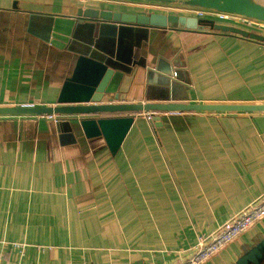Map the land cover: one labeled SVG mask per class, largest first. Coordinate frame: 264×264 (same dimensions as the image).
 I'll use <instances>...</instances> for the list:
<instances>
[{
	"label": "crops",
	"instance_id": "0c3cea01",
	"mask_svg": "<svg viewBox=\"0 0 264 264\" xmlns=\"http://www.w3.org/2000/svg\"><path fill=\"white\" fill-rule=\"evenodd\" d=\"M143 2L0 0V106L88 104L101 68L114 102L264 103V40L79 15L180 14ZM153 114L0 115V264H177L264 198V112Z\"/></svg>",
	"mask_w": 264,
	"mask_h": 264
},
{
	"label": "water",
	"instance_id": "95a60500",
	"mask_svg": "<svg viewBox=\"0 0 264 264\" xmlns=\"http://www.w3.org/2000/svg\"><path fill=\"white\" fill-rule=\"evenodd\" d=\"M144 2H164L168 4H183L191 7L215 9L231 13H239L264 21V5L255 0H138ZM79 15L94 19H101L124 24H135L154 27H183L188 29L206 30L207 28L241 34L263 41L264 36L249 30L217 23L211 19H202L195 16L165 14L153 12L150 14H134L114 12L111 10L80 9ZM113 75V69H107L102 74V68L97 72L96 78L101 80L96 84L95 94L90 97L88 104H65L48 107H23V106H0V115L8 114H63V115H90L99 113H135L154 111H226V112H264V103L258 104H234V103H154V102H114L118 96L107 99L106 89ZM93 86V85H92ZM120 116V115H119ZM118 116V117H119ZM107 117L98 120L103 128ZM112 120V119H110ZM232 264H264V240L252 251L245 253Z\"/></svg>",
	"mask_w": 264,
	"mask_h": 264
},
{
	"label": "built area",
	"instance_id": "2783aa9c",
	"mask_svg": "<svg viewBox=\"0 0 264 264\" xmlns=\"http://www.w3.org/2000/svg\"><path fill=\"white\" fill-rule=\"evenodd\" d=\"M182 10L185 12L184 15L195 16L202 19H211L217 23L236 26L243 29L248 28L254 31V33L264 36V21L247 15L191 6H184ZM21 106L33 107V104H23ZM140 113L145 114L148 119H152L154 115L153 112L142 111ZM263 219L264 198L250 204L236 218L225 222L212 236H199L193 253L187 259L177 264H205L230 243L243 235L248 229ZM14 246L21 247L22 249L25 248V244L23 243H15Z\"/></svg>",
	"mask_w": 264,
	"mask_h": 264
},
{
	"label": "rangeland",
	"instance_id": "374dc122",
	"mask_svg": "<svg viewBox=\"0 0 264 264\" xmlns=\"http://www.w3.org/2000/svg\"><path fill=\"white\" fill-rule=\"evenodd\" d=\"M118 1H131L133 3H142L143 1H138V0H118ZM146 5L147 10L148 9H154V10H163V11H173V7H180L183 8L184 6H178V5H174V4H168V3H164V2H143ZM145 6V5H144ZM179 15H184L185 12L181 9ZM183 13V14H181Z\"/></svg>",
	"mask_w": 264,
	"mask_h": 264
},
{
	"label": "flooded vegetation",
	"instance_id": "af4514ba",
	"mask_svg": "<svg viewBox=\"0 0 264 264\" xmlns=\"http://www.w3.org/2000/svg\"><path fill=\"white\" fill-rule=\"evenodd\" d=\"M174 5H178V6H186V5H183V4H174ZM172 9L175 10L176 12H178V11H180L182 8H180V7H173Z\"/></svg>",
	"mask_w": 264,
	"mask_h": 264
},
{
	"label": "trees",
	"instance_id": "16d2710c",
	"mask_svg": "<svg viewBox=\"0 0 264 264\" xmlns=\"http://www.w3.org/2000/svg\"><path fill=\"white\" fill-rule=\"evenodd\" d=\"M124 113H126V112H124ZM124 113H118V115H119V114H124Z\"/></svg>",
	"mask_w": 264,
	"mask_h": 264
}]
</instances>
